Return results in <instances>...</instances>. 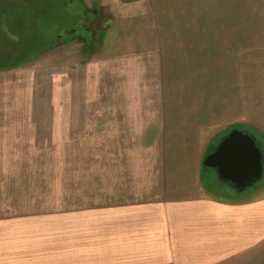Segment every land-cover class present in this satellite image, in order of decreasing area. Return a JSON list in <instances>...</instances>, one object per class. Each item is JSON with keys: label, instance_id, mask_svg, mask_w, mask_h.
Returning a JSON list of instances; mask_svg holds the SVG:
<instances>
[{"label": "crops", "instance_id": "crops-1", "mask_svg": "<svg viewBox=\"0 0 264 264\" xmlns=\"http://www.w3.org/2000/svg\"><path fill=\"white\" fill-rule=\"evenodd\" d=\"M144 2L143 45L91 66L55 60L51 113H0V170L13 174L0 179V264H226L264 246V188L217 197L201 182L209 149L246 129L233 123L242 6ZM26 73L0 71V104L40 91Z\"/></svg>", "mask_w": 264, "mask_h": 264}, {"label": "rangeland", "instance_id": "rangeland-1", "mask_svg": "<svg viewBox=\"0 0 264 264\" xmlns=\"http://www.w3.org/2000/svg\"><path fill=\"white\" fill-rule=\"evenodd\" d=\"M223 1L230 2L234 14L242 6V21L249 23L250 42L241 46L247 47V51L234 53L238 70L233 74V84L238 85L240 110L233 123L244 125L246 129H236L256 139L263 152V173L255 186L242 194L222 185L209 171L202 173L201 182L202 189L210 195L221 197L225 188L233 196L236 193L237 197L241 194L251 198L264 188V0ZM150 12L144 0H0V71H26L27 75L37 76L40 82L36 85L41 86L32 97H18L16 104L12 101L0 104V113H32L33 109L41 114L51 113L49 82L54 73L50 71V63L58 60L57 65H62L64 60L72 59L75 64L91 66L97 59H112L114 54L129 51L135 43L143 45ZM88 97L94 99L95 93ZM5 100L2 98V102ZM87 107L90 114L97 108ZM91 140L96 144L97 138ZM105 140L118 144L122 139ZM78 154L74 153L73 160L77 156L83 162L95 161V152ZM43 156L42 161H53V155L50 158L47 155L46 159ZM59 157L57 161L63 162L64 154ZM8 173L12 172L0 170V179L13 175ZM226 264H264V246Z\"/></svg>", "mask_w": 264, "mask_h": 264}, {"label": "water", "instance_id": "water-1", "mask_svg": "<svg viewBox=\"0 0 264 264\" xmlns=\"http://www.w3.org/2000/svg\"><path fill=\"white\" fill-rule=\"evenodd\" d=\"M202 167L213 170L220 182L243 193L262 177L263 152L252 135L235 129L204 157Z\"/></svg>", "mask_w": 264, "mask_h": 264}, {"label": "trees", "instance_id": "trees-1", "mask_svg": "<svg viewBox=\"0 0 264 264\" xmlns=\"http://www.w3.org/2000/svg\"><path fill=\"white\" fill-rule=\"evenodd\" d=\"M258 146H259V145H258ZM208 171H209V173H210L211 176L215 177V176H214L215 173H214L213 170L206 169V168H202V173H203V174H205V172H208ZM211 176H210V177H211ZM220 185H221V184H220ZM222 185L227 186V188H232V189H234L230 184H226V183L224 184V183H222ZM222 185H221V186H222ZM228 186H229V187H228ZM224 190H227V189L224 188ZM229 190H230V189H228V191H229ZM231 192H232V191H231Z\"/></svg>", "mask_w": 264, "mask_h": 264}]
</instances>
